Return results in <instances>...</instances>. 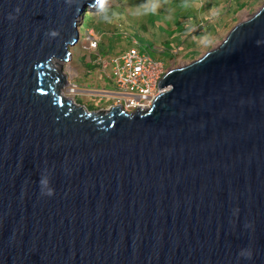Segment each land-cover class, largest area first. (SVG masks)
<instances>
[{"label": "water", "instance_id": "1", "mask_svg": "<svg viewBox=\"0 0 264 264\" xmlns=\"http://www.w3.org/2000/svg\"><path fill=\"white\" fill-rule=\"evenodd\" d=\"M88 9L0 0V264H264V5L132 114L61 96Z\"/></svg>", "mask_w": 264, "mask_h": 264}, {"label": "rangeland", "instance_id": "2", "mask_svg": "<svg viewBox=\"0 0 264 264\" xmlns=\"http://www.w3.org/2000/svg\"><path fill=\"white\" fill-rule=\"evenodd\" d=\"M232 1L231 5L227 0L224 11L217 14L212 10L221 0H203L202 6L195 2L190 7L183 6L181 0H162L156 13L142 15L137 6L145 0H108L110 21L103 20L95 8L88 9L82 17L79 41L69 49V61L62 63V71L70 78L75 93L69 96L62 90L61 96L71 98L90 112L114 107L116 92L110 71L99 68L98 59L109 61L134 46L150 51L163 73L188 65L216 48L232 27L264 5V0ZM87 29L95 30L100 36V44L91 54L84 48ZM201 35H210L211 45L199 41Z\"/></svg>", "mask_w": 264, "mask_h": 264}, {"label": "built area", "instance_id": "3", "mask_svg": "<svg viewBox=\"0 0 264 264\" xmlns=\"http://www.w3.org/2000/svg\"><path fill=\"white\" fill-rule=\"evenodd\" d=\"M86 31L84 48L91 54L98 48L100 36L93 29ZM96 64L99 68L109 69L110 80L115 90L113 92H116L114 95L111 94L114 96L113 106L120 108L124 113L148 110L162 92L158 85L166 72L160 71L162 66L157 59L134 46L109 61L98 59ZM67 79L69 81L63 91H70L71 93L67 92V95L72 96L75 93L74 86L70 78Z\"/></svg>", "mask_w": 264, "mask_h": 264}, {"label": "clouds", "instance_id": "4", "mask_svg": "<svg viewBox=\"0 0 264 264\" xmlns=\"http://www.w3.org/2000/svg\"><path fill=\"white\" fill-rule=\"evenodd\" d=\"M161 2H162V0H145V2L143 4L137 6V10L142 15L154 14L157 12L158 8L160 7ZM195 2L201 3V6H202L203 0H181L182 5L185 7H190ZM93 8L96 9L97 14L100 15V17L103 20L110 21L108 0H93ZM19 11H20V9L17 8L16 12L19 13ZM212 11H215L217 14H219L218 10H216V9H213ZM112 15H115V14H112ZM8 19L13 20V19H15V17L10 15L8 17ZM82 22H81V24H82ZM79 29H80V27L78 28V35H79ZM49 35H50V37L55 38L58 35V33L56 31H51L49 33ZM198 40L201 41L205 46H209L212 43V38L210 35H201L200 37H198ZM262 43H264V41H260V40L257 41V45H260ZM139 51H144V50H139ZM145 52L150 54V51H145ZM39 189H40V194L42 196L51 197L54 194L53 189L50 187L49 178L44 176V175H42L40 180H39ZM238 256L245 258V259H251L252 258V251L250 249H242L238 253Z\"/></svg>", "mask_w": 264, "mask_h": 264}, {"label": "crops", "instance_id": "5", "mask_svg": "<svg viewBox=\"0 0 264 264\" xmlns=\"http://www.w3.org/2000/svg\"><path fill=\"white\" fill-rule=\"evenodd\" d=\"M229 2V4H231V2H233L232 0H228ZM227 2V0H221V2H220V4H218V5H216V6H214V8L216 9V10H218V13L220 12V11H224V4ZM238 2H239V0H238ZM234 3V2H233ZM232 5V4H231ZM209 9H212V7H210ZM215 12V11H214ZM216 13V12H215Z\"/></svg>", "mask_w": 264, "mask_h": 264}, {"label": "bare ground", "instance_id": "6", "mask_svg": "<svg viewBox=\"0 0 264 264\" xmlns=\"http://www.w3.org/2000/svg\"><path fill=\"white\" fill-rule=\"evenodd\" d=\"M56 62H57V61H54L55 65L58 64V65L62 66V63H59V62L56 63ZM67 92H68V93H71L70 91H67ZM61 94H62V93H61ZM63 95H64V94H62V96H63ZM67 99H69V98H67ZM74 102H75V101H74Z\"/></svg>", "mask_w": 264, "mask_h": 264}, {"label": "trees", "instance_id": "7", "mask_svg": "<svg viewBox=\"0 0 264 264\" xmlns=\"http://www.w3.org/2000/svg\"><path fill=\"white\" fill-rule=\"evenodd\" d=\"M83 23V22H82Z\"/></svg>", "mask_w": 264, "mask_h": 264}]
</instances>
